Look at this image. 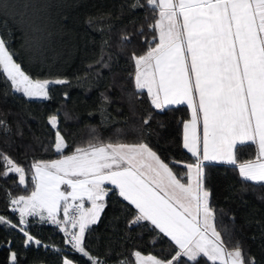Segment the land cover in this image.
<instances>
[{
    "label": "trees",
    "instance_id": "16d2710c",
    "mask_svg": "<svg viewBox=\"0 0 264 264\" xmlns=\"http://www.w3.org/2000/svg\"><path fill=\"white\" fill-rule=\"evenodd\" d=\"M157 18L158 11L147 0H0V38L13 60L33 80L67 81L50 84L48 98H30L16 92L0 69V154L25 169L21 185L18 173L2 175L7 169L0 163V216L11 222L0 223V264H63L64 259L91 264L65 243L58 226L38 216L19 224L11 199L33 191L34 162L71 154L89 143H145L178 178L187 173L184 165L196 161L182 142L188 107L156 109L148 93L135 87L132 55L155 47L156 33L148 25ZM52 116L56 128L49 123ZM57 131L64 138L62 153L54 147ZM256 152L255 144L238 145L236 164L204 166L212 224L226 252L239 247L245 264H264V183L247 181L238 170V164L255 159ZM106 189L105 208L98 222L86 229L85 250L104 264H134L136 251L171 259L175 244L149 221L130 223L135 207L116 187L107 184ZM20 227L32 242L25 243ZM180 264L192 262L185 257ZM196 264L220 263L200 257Z\"/></svg>",
    "mask_w": 264,
    "mask_h": 264
},
{
    "label": "snow or ice",
    "instance_id": "6c2138e0",
    "mask_svg": "<svg viewBox=\"0 0 264 264\" xmlns=\"http://www.w3.org/2000/svg\"><path fill=\"white\" fill-rule=\"evenodd\" d=\"M147 5L158 11V18L148 25L156 33L155 47L143 55H132L135 87L147 89L156 109L187 104L191 119L183 124V147L196 158L195 164L184 165L187 173L178 178L145 143H89L60 159L34 162V190L28 196L12 198L11 204L19 211L21 226L28 223L27 217L39 216L41 221L78 227L79 231L60 227L65 243L88 257L91 264H103L85 250L84 239L86 229L98 222L105 208L107 181L135 207L136 216L130 223L149 221L176 246L171 259L145 257L136 251L135 264H180L185 257L192 264L200 257L220 264H245L239 247L226 252L211 223L214 214L204 186V166L212 161L236 164V147L252 143L256 158L239 164V173L247 181L264 183V0H147ZM33 30L41 31L38 23ZM0 69L11 87L26 97L48 98L50 84L67 83L31 79L13 60L3 38ZM201 121L202 156L197 131ZM49 123L56 128V116ZM64 148V138L57 131L55 150L62 153ZM0 163L7 169L2 175L18 173L19 183L25 184L24 168L3 154ZM61 185L70 191H62ZM85 198L90 208L84 207ZM70 199L80 203L71 204ZM61 202L64 221L57 219ZM0 223L11 222L0 216ZM19 230L27 238L26 244L33 241L24 227ZM15 259L13 253L11 260ZM63 264L73 261L64 259Z\"/></svg>",
    "mask_w": 264,
    "mask_h": 264
},
{
    "label": "rangeland",
    "instance_id": "374dc122",
    "mask_svg": "<svg viewBox=\"0 0 264 264\" xmlns=\"http://www.w3.org/2000/svg\"><path fill=\"white\" fill-rule=\"evenodd\" d=\"M22 93V92H21ZM30 98H38V99H45V98H43V97H30ZM55 147V146H54ZM153 151V150H152ZM72 154V153H71ZM71 154H67V155H71ZM61 157V156H60ZM60 157H58V158H55V159H52V160H57V159H60ZM52 160H47V161H44V162H49V161H52ZM107 184H109V185H111V186H114L115 187V185H112V184H110V183H108L107 181L105 182V184H104V187L106 188V185ZM61 187V190L62 191H67V189H68V191L70 190L68 187H67V185H61L60 186ZM117 189V188H116ZM117 191H118V193H119V190L117 189ZM69 203H71V204H79L80 203V201L78 200V201H71V199L69 200ZM83 204H84V207L85 208H90L91 207V204H90V202L85 198L84 199V201H83ZM14 206V205H13ZM14 208H15V211L18 213V215H19V211H18V209L16 208V206H14ZM70 214H75L71 209H70ZM45 215H47V213H45ZM30 217V216H29ZM29 217H27V218H29ZM39 217V216H38ZM57 219L58 220H60V221H64V212H63V202H61V208H60V211H59V213L57 214ZM50 223V222H49ZM212 223V222H211ZM51 224H53V223H51ZM54 225H56V226H58V228L60 229V227L61 226H66L70 231H79V229H78V227L77 228H75V229H73L72 228V225L69 223V224H66V225H58V224H54ZM210 231V230H209ZM63 233V232H62ZM64 234V233H63ZM64 236H65V234H64ZM68 246H70L71 247V245H69L68 244ZM230 252H232V251H230ZM143 256H145V255H143ZM146 257V256H145ZM217 262H219L220 263V261H217ZM73 264H75V263H73ZM104 264V263H103ZM125 264H128V263H125ZM134 264H135V262H134Z\"/></svg>",
    "mask_w": 264,
    "mask_h": 264
},
{
    "label": "crops",
    "instance_id": "0c3cea01",
    "mask_svg": "<svg viewBox=\"0 0 264 264\" xmlns=\"http://www.w3.org/2000/svg\"><path fill=\"white\" fill-rule=\"evenodd\" d=\"M142 90H145L146 92H147V89H142ZM177 105H186L187 106V104L185 103V104H177ZM169 106H176V105H169ZM169 106H166V107H169ZM188 107V106H187ZM189 109V108H188ZM189 111H190V109H189ZM191 119V111H190V116H189V118H188V120H190ZM197 131H198V134H199V136L201 137V145H200V149H201V156H202V137H203V125H202V121L197 125ZM183 136H184V128H182V142H183ZM256 146V145H255ZM187 150V149H186ZM190 153V152H189ZM196 162V161H195ZM195 162H194V164H195ZM212 162H215V163H222V164H228V165H232V164H230V163H225V162H221V161H212ZM239 165V164H238ZM238 170H239V167H238ZM34 190V189H33ZM70 191V190H69ZM31 194V193H30ZM29 194V195H30ZM16 198V197H15ZM11 208H12V210H14L15 211V208H14V206L11 204ZM59 211H60V209L58 210V212H57V214L59 213ZM212 222V221H211Z\"/></svg>",
    "mask_w": 264,
    "mask_h": 264
}]
</instances>
